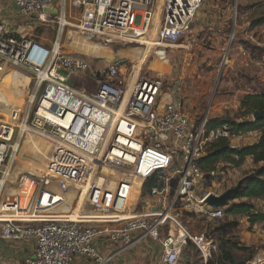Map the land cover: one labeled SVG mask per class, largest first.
I'll use <instances>...</instances> for the list:
<instances>
[{
	"label": "built area",
	"instance_id": "1",
	"mask_svg": "<svg viewBox=\"0 0 264 264\" xmlns=\"http://www.w3.org/2000/svg\"><path fill=\"white\" fill-rule=\"evenodd\" d=\"M0 1L24 18L57 23V37L47 45L19 33L8 10L0 16V73L18 68L30 74L23 108H14L0 125V236L35 242L34 255L18 264H72L79 255L107 264L139 239L160 245L155 264H180L189 246L208 264L218 249L209 227L224 219L228 208L206 204L210 194H220L212 190L220 170L218 165L204 169L201 162L221 140L237 148L234 140L240 135L227 125L210 129L207 118L196 122L178 95L162 103V78H136L126 56L103 62L67 51L63 44L65 28L72 25L68 20L77 12L76 28L87 39L101 46L143 45L160 0ZM223 1L231 23L228 32L219 30L225 42L222 69L230 61L239 24L238 0ZM205 6L206 0H164L157 39L174 45L188 38ZM31 133L52 146L40 176H21L23 192L17 196L15 188L10 193L6 188L14 185L22 144ZM88 182L86 203L95 214L71 218L62 213L69 192H80ZM185 213L201 216L204 229L189 228ZM249 229L263 246L264 221L250 223ZM98 239L122 247L104 256L95 245ZM247 264H264V247Z\"/></svg>",
	"mask_w": 264,
	"mask_h": 264
},
{
	"label": "rangeland",
	"instance_id": "2",
	"mask_svg": "<svg viewBox=\"0 0 264 264\" xmlns=\"http://www.w3.org/2000/svg\"><path fill=\"white\" fill-rule=\"evenodd\" d=\"M238 4V11L241 12V16L238 18L236 42L234 49L230 53V61L229 63L227 62L223 69L220 65L221 56H223L220 48L225 43L224 34L217 32L221 37L218 40L215 39L216 37L211 35V31H209L210 26L209 28L207 27L210 22L206 26L205 24L200 26L197 22L195 31L188 38L186 37L174 45H163V43H159L153 34L148 33L144 37L143 45L137 43L124 45L114 43L110 46H101L95 41L87 39L85 35L78 31L76 28L78 13L74 12L73 16L68 20L74 26L65 28L63 44L67 51L102 57L104 59L103 62H108V60L117 55L126 56L129 60L128 67L131 72H137L138 75V71H142L141 75L143 77L162 78L164 81L162 103L168 101V94L176 88L179 100L185 109L184 111L191 115L196 122L204 118H207L209 122L213 118L225 116L233 119H242L244 118L241 111L243 98L257 90L261 89L264 91V23H258V20L264 17V0H239ZM2 7L0 16L6 14L8 10L9 16L12 18V25L19 30V33H29L34 39H38V36L43 37L49 44L55 41L57 37L56 22L42 23L35 18H24L18 14L17 9L13 5H10L9 8L4 6V9ZM155 9L156 6L153 8V12ZM208 9L207 7L206 15L210 12ZM161 48H166L167 54L165 56H163L164 52L161 51ZM243 48L246 54L242 52ZM11 69L16 70L22 76L29 77L30 75L28 72L18 68ZM28 79L30 83V78ZM84 81H87L89 90L96 88L89 79ZM74 84L83 85L82 82L77 80H75ZM0 87H2L1 84ZM6 93L7 90L0 88V125L10 120V112L3 109L2 104L5 102L11 103L9 98L13 95L9 93L10 97H7ZM172 94L174 97L176 96L175 92ZM24 141L17 161L15 176L12 179L14 185L6 188L9 193L10 189L15 188L12 190L13 194H19L20 196L23 192L20 186L22 183L21 176L24 174L30 176V170L40 173L39 175L36 174L35 177L40 176L46 167L52 146L49 140L43 139L34 133L27 136ZM217 165L220 172L212 190L217 189L220 194L228 188L236 186L238 181L249 174L255 167L240 169L224 159H221ZM79 194L80 192L77 193V191L74 192L73 190L69 192L67 195L68 204L66 207L61 208L62 213H71L77 207ZM85 198L86 194L83 198L84 214L92 211V207L86 203ZM245 200L247 199L237 198L232 200L230 205ZM196 216L198 215L185 213V223L189 228L199 231L203 230L205 227L204 220L201 216L200 218ZM244 217V215H238L233 218L227 215L217 224L209 227V233L216 240L218 248L219 241L212 234V230L225 219L238 220L242 226L244 225V220L247 221ZM247 230L250 233L243 232V230L241 231L237 228L231 236L234 241L240 242L241 246L249 248L234 250L236 256L240 259L251 258L247 262L249 263L255 260L259 250L264 245L262 246L261 238L256 232L248 229V227ZM239 232H243L242 235H239ZM245 233L247 234L246 241L242 242L240 240L245 236ZM217 253L218 249L213 256ZM189 254L195 257L199 256L196 248L190 246L183 252V261Z\"/></svg>",
	"mask_w": 264,
	"mask_h": 264
},
{
	"label": "trees",
	"instance_id": "3",
	"mask_svg": "<svg viewBox=\"0 0 264 264\" xmlns=\"http://www.w3.org/2000/svg\"><path fill=\"white\" fill-rule=\"evenodd\" d=\"M258 23L263 24L264 17L258 20ZM241 109L244 118L233 119L229 116L213 118L208 122L209 128L227 125L235 135L259 131L258 141L241 148H232L228 140H221L212 146L209 154L201 162V166L208 170L214 169L217 163L224 159L236 167H241L248 157L253 158L255 167L246 175L248 178L243 184L242 192L237 196L247 200L232 204L227 209V215H244L249 218L250 223L254 224L264 221V212L259 211L252 202V200L264 202V117L255 120L252 116L264 110V91L260 89L247 94L241 102ZM235 155L238 158H235ZM239 225L238 220L225 219L212 230V234L219 241V248L218 253L209 260L208 264H247L251 259H240L234 252L235 249H249L241 246L240 242L234 241L231 236Z\"/></svg>",
	"mask_w": 264,
	"mask_h": 264
},
{
	"label": "crops",
	"instance_id": "4",
	"mask_svg": "<svg viewBox=\"0 0 264 264\" xmlns=\"http://www.w3.org/2000/svg\"><path fill=\"white\" fill-rule=\"evenodd\" d=\"M239 3V0H238ZM3 5V7H2ZM4 4L0 1V9L1 7L4 9ZM209 8L207 15L206 9ZM242 7V6H241ZM240 7V8H241ZM2 10V9H1ZM0 10V11H1ZM206 16V17H205ZM239 16H241V12H239ZM231 13L230 9L227 5L226 1L223 0H206V6L204 11L201 13L199 18V25L206 24L210 22L207 26L211 31V35L215 36V39H219L221 36L217 34L219 30H222L223 33L228 32L229 24L231 23ZM229 21V23H228ZM23 26V25H21ZM206 27V28H207ZM203 29V28H202ZM26 34V33H24ZM38 40L41 42L49 44L43 37L38 36ZM216 40V42H218ZM175 92V95H178V91ZM171 92L168 94V97H174ZM176 97V96H175ZM260 137V132H250L244 135H240L239 137L235 138V143L237 148H241L243 146L252 145L253 143L257 142ZM254 166L253 158L248 157L243 165L239 167L240 169H245L246 167ZM252 202L256 205L259 211L264 212V202L260 200H252ZM238 216V215H237ZM233 218L236 216H232ZM244 219H247L245 221ZM244 225H240L238 227L239 230H243L246 233H250L247 230L249 229L248 224H250L249 218L247 216L244 217ZM243 232H239V235H242ZM241 238L240 241L245 242L247 234ZM262 241V240H261ZM95 245L99 249L100 253L104 256L109 255L110 253L119 250L122 245L119 244L117 246L110 245L104 239H98L95 242ZM190 247V246H189ZM35 253V242L33 240H18V241H11L7 239H3L0 236V264H18L21 261L25 260L28 257H32ZM161 256V247L160 245L150 239H139L136 243L126 249H120L118 253L114 256V258L107 264H155L160 260ZM72 264H97L92 259L85 257V256H76L72 262ZM180 264H203L200 256L195 257L192 254H189L185 261L181 258Z\"/></svg>",
	"mask_w": 264,
	"mask_h": 264
},
{
	"label": "bare ground",
	"instance_id": "5",
	"mask_svg": "<svg viewBox=\"0 0 264 264\" xmlns=\"http://www.w3.org/2000/svg\"><path fill=\"white\" fill-rule=\"evenodd\" d=\"M163 3H164V0H160V2L158 3V6H156V9L153 12L152 19L150 21V25H149V29H148L149 34H153L156 39H157L158 30L160 28L161 20H162ZM68 24H70V23L68 22ZM142 40H143L142 42H144V37L142 38ZM157 40L159 41V43H161V41L159 39H157ZM163 45L168 46V44H165V43H163ZM108 59H109V57H108ZM141 74H142V71H138V75L136 72V78H138ZM0 84L2 85V87H0L1 89L7 90V93H6L7 97H10L9 93H11L14 96V97L12 96L9 98L11 103L5 102L2 104L3 109L9 111L10 113L14 108L22 109L24 104H25V101H26V93L27 92L25 93V91H27V87L29 85L28 77L22 76L16 70H13L11 68L4 69V71L0 73ZM9 112H7V113H9ZM53 119L55 120V118H53ZM8 120H9V118H8ZM68 120H69V118H67V120L64 123H67ZM29 135H31V134H29ZM30 172H31L32 176H36V174L37 175L40 174L39 172H35L34 170H30ZM88 189H89V182H88V184H83L81 186V191H80V194L78 197L77 207L70 213L71 218H77L80 215L84 214V212H83V210H84L83 209V204H84L83 198H84L85 194H86V198H87ZM13 193L14 192L12 191V194ZM17 196H20V195L18 194ZM86 198H85V201H86ZM91 214H95V213H93L92 211L91 212L88 211L84 215H91Z\"/></svg>",
	"mask_w": 264,
	"mask_h": 264
},
{
	"label": "water",
	"instance_id": "6",
	"mask_svg": "<svg viewBox=\"0 0 264 264\" xmlns=\"http://www.w3.org/2000/svg\"><path fill=\"white\" fill-rule=\"evenodd\" d=\"M51 11V8H47L46 12ZM264 117V110L256 112L253 114V118L259 119ZM248 177L245 176L244 178L240 179L237 183L236 186L228 188L226 191H224L223 193L216 195V194H210L207 198H206V204H208L209 206L212 207H227L229 208L230 202L232 200L237 199V196L242 192V187L244 182L246 181Z\"/></svg>",
	"mask_w": 264,
	"mask_h": 264
}]
</instances>
